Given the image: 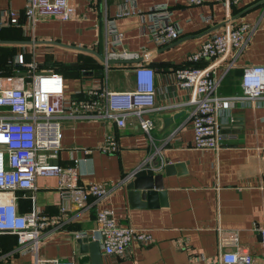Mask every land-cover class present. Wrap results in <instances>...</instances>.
<instances>
[{
	"label": "crops",
	"instance_id": "crops-1",
	"mask_svg": "<svg viewBox=\"0 0 264 264\" xmlns=\"http://www.w3.org/2000/svg\"><path fill=\"white\" fill-rule=\"evenodd\" d=\"M167 1L173 19L182 29L180 38L167 46H156L145 33L140 15L117 16L131 8L126 0H72L75 16L39 21L33 32L22 26L0 27V50L13 66L2 75L28 79L26 63L36 62L38 71L58 70L64 76L65 96L75 102V116L62 124L58 161L74 166L78 183L108 182L109 197L96 203L93 197L86 205L60 195V177L39 175L34 191L40 213L50 223L43 229L37 249L22 253L17 236L0 235V263L34 264L35 258L71 259L77 264L78 235H92L101 245L103 264H219L221 253L243 249L260 256L264 225V95L260 103H237L223 115L221 130L226 139L219 150L194 146V129L189 117L190 106L183 102L189 90L180 87L174 70L184 63L188 53L196 50L211 35L227 28V10L231 22H248L253 31L235 64L222 78L219 92L235 95L243 91L242 74L247 66H264V0H241L226 7L224 0H206L190 5L187 0H134L137 8L147 11L158 2ZM26 0H0V19L7 10H23ZM212 16L206 20V16ZM114 16L126 48L137 51V60L124 59L105 67L96 54L100 29L103 32L104 55L107 47L106 17ZM9 50V52L7 51ZM7 53H10L9 55ZM21 59V60H20ZM136 61L151 64L156 70V102L164 108L152 113L155 127L150 136L134 118L124 128L114 119L79 116L82 103L90 101L93 85L113 90L134 87ZM224 67L220 68V72ZM102 71V74H97ZM184 113L166 131L162 115ZM234 121V122H233ZM111 139L118 142L117 151H107ZM167 163H179L173 173H166ZM154 164H157L156 167ZM162 174L163 188L151 199L138 197L130 201L126 180L148 172ZM19 208H31L30 190L17 191ZM67 209L62 211V206ZM109 207L124 226L147 230L152 241L141 244L133 240L129 256L105 253L97 235V212ZM237 231V236L232 234ZM85 232L86 235H81ZM9 253L6 258L2 255ZM85 263L93 264L90 257Z\"/></svg>",
	"mask_w": 264,
	"mask_h": 264
},
{
	"label": "built area",
	"instance_id": "built-area-1",
	"mask_svg": "<svg viewBox=\"0 0 264 264\" xmlns=\"http://www.w3.org/2000/svg\"><path fill=\"white\" fill-rule=\"evenodd\" d=\"M131 8H123L117 16L137 14L143 18L145 33L156 46H167L178 40L182 29L173 19V10L167 2L153 4L147 11L137 8L134 0ZM206 0H187L190 5H202ZM241 0H224L228 8ZM8 18L0 19V27L22 26L33 32L39 21L56 18L69 20L75 16L72 0H26L24 9L7 10ZM231 11L227 10V28L211 35L186 56L183 64L174 70L180 87L189 90V97L183 102L190 106L189 117L194 129V146L199 149L219 150L226 133L221 130L220 118L237 103L258 104L264 95V66L251 65L243 70V91L235 95L219 92L226 71L236 62L240 52L248 44L253 28L248 22H231ZM211 20L212 16H206ZM107 37L106 59L138 60L141 54L126 48L122 41L116 18L106 17ZM21 60V59H20ZM103 62V61H102ZM105 67L111 63L103 62ZM28 79L18 80L14 75L0 74V235L4 232L16 234L22 253L37 249L43 229L50 223L40 213L34 191L39 175L60 177V195L76 199L86 205L93 197L96 203L107 199L111 193L108 182L78 183L74 166H64L59 159L62 139V124L74 115L75 102L65 96L64 76L55 69L38 71L36 62H27ZM224 69L220 72V68ZM134 87L127 90H113L102 85H93L90 101L82 103V117L114 119L120 128L130 124L134 118L140 128L152 136L155 127L152 116L146 115L164 108L156 102V70L148 63L136 61L134 65ZM119 144L111 139L107 151H117ZM31 191V208L21 211L18 190ZM62 206V211L67 209ZM97 235L102 240L108 255L129 256L133 240L141 244L152 241V234L143 229L122 225L114 210L104 207L97 212ZM262 253L260 256L243 249L221 253L219 264H264V225L260 227ZM233 236L237 231L233 230ZM81 235H86L81 232ZM80 236V235H78ZM9 253L2 255L6 258ZM7 261H3L2 264ZM1 264V263H0ZM34 264H76L71 259L36 257Z\"/></svg>",
	"mask_w": 264,
	"mask_h": 264
},
{
	"label": "water",
	"instance_id": "water-1",
	"mask_svg": "<svg viewBox=\"0 0 264 264\" xmlns=\"http://www.w3.org/2000/svg\"><path fill=\"white\" fill-rule=\"evenodd\" d=\"M103 32H102V26L100 29V37H99V45L98 49H91L86 47H79L80 49H85L93 52L98 56V58L101 61H107L108 63H117L122 62L123 60H117V59H106L104 55L103 50ZM102 71H98L97 74H102ZM184 111L180 112H173L168 113L166 115H162L161 118L163 120V126L162 131H166L170 128V126L176 121L178 117H180ZM222 116L220 118L221 124H222ZM234 122V121H233ZM155 167L157 164H154ZM179 165V163H167L164 166V169L166 173L170 174L173 173L175 168ZM148 172L144 174H136L132 178H128L126 180V189H127V195L130 201L137 202L138 203V197L142 196L143 198H149L151 199L152 195L156 194V189L163 188L162 184V174L160 172ZM75 244H76V252L77 254V264L79 263H85L86 260L89 258L88 252L90 254V257L93 260V264H103V259L101 255V245L100 241L98 239H94L93 236L86 235V236H77L74 238Z\"/></svg>",
	"mask_w": 264,
	"mask_h": 264
},
{
	"label": "trees",
	"instance_id": "trees-1",
	"mask_svg": "<svg viewBox=\"0 0 264 264\" xmlns=\"http://www.w3.org/2000/svg\"><path fill=\"white\" fill-rule=\"evenodd\" d=\"M8 52H9V50H8ZM7 54L9 55L10 53H7ZM3 57L6 58L4 55L3 56L0 55V69H2V68L7 69V67L11 68V66H13V64L10 61H8L7 59H4ZM55 70H61V69H55ZM6 72H8V71H6Z\"/></svg>",
	"mask_w": 264,
	"mask_h": 264
},
{
	"label": "rangeland",
	"instance_id": "rangeland-1",
	"mask_svg": "<svg viewBox=\"0 0 264 264\" xmlns=\"http://www.w3.org/2000/svg\"><path fill=\"white\" fill-rule=\"evenodd\" d=\"M7 51H8V49H7ZM5 53H6V50H4V51H1V50H0V55L3 56ZM5 71H7L5 68L0 69V74H1V73H5Z\"/></svg>",
	"mask_w": 264,
	"mask_h": 264
}]
</instances>
